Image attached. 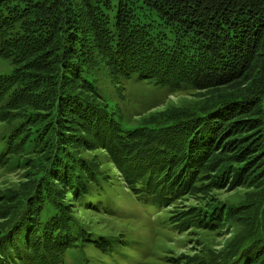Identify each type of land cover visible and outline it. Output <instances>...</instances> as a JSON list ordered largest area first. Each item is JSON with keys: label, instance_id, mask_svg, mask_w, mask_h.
<instances>
[{"label": "trees", "instance_id": "1", "mask_svg": "<svg viewBox=\"0 0 264 264\" xmlns=\"http://www.w3.org/2000/svg\"><path fill=\"white\" fill-rule=\"evenodd\" d=\"M0 58L14 67L0 74L10 127L0 167L23 157L33 174L8 195L0 264H69L73 249L107 250L112 237H96L62 196L120 215L110 203L117 171L149 214L205 196L172 220L230 230L219 261L201 264H264V0H0ZM134 83L207 96L130 125L114 89ZM247 114L249 143L228 148ZM98 150L115 170L89 159ZM228 184L246 187L244 197L210 195Z\"/></svg>", "mask_w": 264, "mask_h": 264}, {"label": "rangeland", "instance_id": "2", "mask_svg": "<svg viewBox=\"0 0 264 264\" xmlns=\"http://www.w3.org/2000/svg\"><path fill=\"white\" fill-rule=\"evenodd\" d=\"M13 70L14 67L9 61L0 58V74H9ZM138 84H128L120 92L114 89V98L124 115V121L130 125L141 124L143 117L151 112L170 106H193L194 102L207 96L204 91L182 90L171 93L162 89L151 92L148 90L149 86ZM250 118L252 115L248 114L238 118L239 122L235 127L238 135L226 138V141L232 140L228 148L249 143L246 142L248 138H241L249 135L247 127L250 125ZM7 121L8 119H0V137L10 130ZM2 144L0 141V146ZM101 153L105 155L103 150L88 153L89 159L99 161L102 164L101 170H115ZM23 160V157L18 160L11 159L8 164L0 167V225L6 222L7 210L15 201V198L9 199L8 195L15 197L22 187L28 186L33 176L29 163L24 164ZM113 175L110 184L113 198L110 203L120 208V215L125 212L122 216L108 213L104 207L100 213L87 210V214L80 206L81 203L70 193L65 191L62 196L66 203L70 202L68 204H71L75 217L85 221L92 232L97 233L96 237H112L113 241V249L108 246L107 241H103V245L108 246L107 250L101 247V244L94 247L93 243L82 249H73L67 259L69 264H197V261L201 264L202 261H219L220 252L231 236L230 230L200 229L191 226L183 230L175 224L176 222H172L178 212L194 205H202L205 199L203 194L187 196L162 212L149 214V209L136 201L120 172L117 171ZM245 188H230L228 184L223 188L211 190L210 195L217 196L220 201L237 202V198L244 197Z\"/></svg>", "mask_w": 264, "mask_h": 264}, {"label": "bare ground", "instance_id": "3", "mask_svg": "<svg viewBox=\"0 0 264 264\" xmlns=\"http://www.w3.org/2000/svg\"><path fill=\"white\" fill-rule=\"evenodd\" d=\"M88 214V213H87Z\"/></svg>", "mask_w": 264, "mask_h": 264}]
</instances>
